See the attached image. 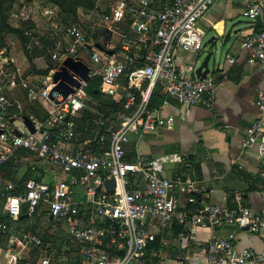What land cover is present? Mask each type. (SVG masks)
<instances>
[{
  "label": "built area",
  "instance_id": "2783aa9c",
  "mask_svg": "<svg viewBox=\"0 0 264 264\" xmlns=\"http://www.w3.org/2000/svg\"><path fill=\"white\" fill-rule=\"evenodd\" d=\"M220 1L223 0H114L101 19L108 26L125 17L132 20L140 40L153 47L147 53L150 62L144 65L133 64L137 60L134 54L120 59L100 51L90 41L80 18L65 22L54 3L16 0L9 10L8 21L17 22L28 19L26 8L35 4L33 7L41 10L46 21L52 59L61 62L68 55L83 59L89 66V76L100 78L99 90L111 97L120 95L122 108L130 112L122 120L116 119L118 125L107 123L99 114L83 146L77 142L74 117L86 104L87 81L55 103L48 97L51 75L40 78L22 75L10 65L5 48L0 49V189L5 174L2 166L6 162L18 165L27 161L33 168L37 165L48 169L50 179L27 180L22 194L16 193V197L24 203L28 215L44 207L54 223H64L68 240L79 255L76 258L64 255L66 264H148L150 244L160 231L171 230L173 226H178L175 238L184 241L197 239L202 232L209 233L205 264H264V185L260 190L259 210L240 204V195L235 191L223 196L231 204L204 202L196 206L201 187L191 181L184 182L180 176L170 178L163 174L168 164L180 161L177 153H161L147 161L125 158L131 133L171 128L174 124L172 115L163 117L156 108L149 107L154 85L161 86L164 103L172 98L180 103L196 104L204 93L213 95L227 78V69L218 80L194 73L179 74L175 63L176 49L196 54L201 50L205 32L199 21ZM235 1L243 3V15L257 25L244 37L241 47L248 61L264 64L261 0ZM21 29L27 49L41 46L38 31L30 26ZM6 41L8 45L15 43L10 34ZM225 58L229 66L236 62L231 52ZM123 74L125 84L118 93ZM144 79L146 85L139 93L132 90L139 88ZM16 89L23 91L28 101L51 106L45 119H31L33 132L23 122ZM256 102L258 115L242 137L241 148L256 146L264 181V90L257 92ZM14 119L22 122L24 131L19 130ZM108 178L114 179L112 191L104 184ZM176 188L178 193H189L185 205L180 203ZM19 214L18 202L10 216L16 219ZM223 227L231 229L224 235H216L215 231ZM0 229L9 232L5 252L9 263L58 264L56 250L49 243L42 247L41 237L30 229L6 220H0ZM236 229L260 235L262 248L259 251L238 248ZM32 247L37 249L31 253Z\"/></svg>",
  "mask_w": 264,
  "mask_h": 264
},
{
  "label": "crops",
  "instance_id": "0c3cea01",
  "mask_svg": "<svg viewBox=\"0 0 264 264\" xmlns=\"http://www.w3.org/2000/svg\"><path fill=\"white\" fill-rule=\"evenodd\" d=\"M261 3L264 7V0H261ZM99 4L98 2L97 7ZM108 6L106 5L103 12L109 9ZM242 10L243 3L240 1L223 0L215 3L199 21V25L205 32L201 50L196 54L191 51L176 49L177 72L179 74H193L194 68L200 62L197 59L198 56L217 48V60L215 64L210 66L207 76L218 80L227 69V78L216 88L214 94L204 93L203 99L196 104L180 103L172 98L164 103L165 96L159 85L157 95L160 97V102L153 108H156L157 112L163 117L172 115L174 117L173 126L171 128L131 133L125 147V158L129 161L137 159L147 161L161 153H177L180 156V161L176 164H168L163 174L170 178L180 176L184 182L191 181L201 187L203 190L198 194L200 200L196 203V206H200L204 202L231 204L223 196L227 192L235 191L240 195V204L255 210L262 207L260 190L264 185V181L260 176L261 165L258 160L256 146L253 145L242 150L241 140L248 126L258 115L256 96L259 90H264V64H260L255 60L248 61L241 47L244 37L257 27L256 24L248 21L241 23ZM25 15H28L29 18L20 19L17 22L12 20L11 25L18 28H21L23 24L33 27L41 35V46L29 50L25 47V41L22 43L15 34L11 33L10 35L15 43L13 45L7 44L4 47L7 51L6 56L10 60L13 69L17 70L18 68V71L26 77L37 75L40 78L51 75L52 71L60 64V61L52 59L48 52L51 41L45 18L39 8L30 7L29 5L26 8ZM96 24L98 38L95 40L89 37L92 42H104L103 36L98 32L99 27H108L112 31L110 39L103 44L106 49L113 51L112 53L106 52L107 54H113L120 59H125L127 55L134 54L137 60L133 64L141 62V65H144L150 62L147 53L153 50V47L149 42L143 43L140 40V33L129 17H125L110 26L105 24L100 17ZM227 52H231L236 56V62L231 66L228 65L225 58ZM50 63H56V66L51 68L47 74L36 72L37 69H46ZM93 66L96 65L93 64ZM118 83L120 87L118 93H121V88L125 84V74L120 77ZM145 85L146 80L144 79L139 88L133 87L132 90L139 93ZM108 97L122 104L120 95ZM45 108L48 112L51 110L50 105H46ZM29 117L31 119L36 118ZM113 119L114 116L109 121L111 124H113ZM14 123L19 130H25L24 125L18 119H14ZM24 163L30 165L32 170L42 171L40 180L51 178L48 169L37 165L33 168L29 162ZM18 165L12 164L13 169L7 173V176L4 174L5 181L2 184L4 193L1 194L4 204L0 213L6 217L4 220L21 227V222H31L32 214L28 215L25 212L26 216H21L24 215L22 213V204L24 203L18 200L16 193L20 196L27 180L34 178L30 177L20 181L22 172L19 170ZM7 187L13 188V190L8 191ZM176 192L178 193L177 188ZM188 194L187 191L178 193L182 205L186 204ZM18 202L20 214L16 219H13L10 216V211L17 206ZM47 215L49 216L48 213ZM230 229V227H223L216 230L215 234L224 235ZM8 235V231L0 229V254L2 255L0 264H11L5 254ZM158 235L163 238L162 241L166 240L164 237H169L174 246L186 247L187 251L182 253L183 255L175 253L169 256L163 252H153V255L157 257L156 263L205 264V242L209 233L202 232L197 239L188 241L175 238L170 230L160 231ZM235 236L238 248L250 247L256 251L262 248V237L258 234L236 229ZM35 249L37 248L32 247L31 253ZM173 250L175 249L173 248ZM179 257L183 258L184 262H180ZM21 263L19 261L17 264Z\"/></svg>",
  "mask_w": 264,
  "mask_h": 264
},
{
  "label": "trees",
  "instance_id": "16d2710c",
  "mask_svg": "<svg viewBox=\"0 0 264 264\" xmlns=\"http://www.w3.org/2000/svg\"><path fill=\"white\" fill-rule=\"evenodd\" d=\"M29 1V0H25ZM46 2L54 3L59 7L60 14L65 22L72 21L77 17V9L78 7H81L82 9L89 11L91 9L96 8V4L98 0H45ZM171 1V0H168ZM16 0H0V49L4 48L7 46V41H6V36L8 34H15L23 43L25 41V38L22 33V29L18 27H14L13 25L10 24L8 21V12L14 5ZM27 25V24H26ZM22 26H25L23 24ZM28 26V25H27ZM96 36H97V30H96ZM95 39V38H94ZM35 53V50H34ZM142 63H138V65H141ZM56 66L55 64L50 63L48 67L44 70H36L37 73L39 74H47L48 71L51 68H54ZM99 84H100V78L98 76H92L90 77L86 85L84 87V90L87 94V99L92 100V106L86 104L85 106L78 112V114L74 117V123H75V130L77 131L78 129H81V138H87L88 134L90 133L91 129L95 126L94 120L98 118L99 114L102 115L104 120L109 123L110 119H108V115L116 112L117 110L121 109V104L110 97L104 95L100 90H99ZM158 85H154L150 96H149V107L153 108L160 102V97L157 95V89ZM16 94L20 101L26 100V95L23 91H19V89H16ZM20 93V94H19ZM23 94V97L21 98L20 95ZM38 101H27L26 109L27 110H22L21 114L22 115H27V116H33L36 117L37 119L43 120L45 119L48 115L49 112L46 108H42ZM44 106V105H43ZM112 118V117H111ZM85 128V130H83ZM87 134V136H86ZM78 137V139L80 138ZM80 138V140H81ZM77 139V142H78ZM83 139V138H82ZM22 154H24V151H21ZM18 167L23 168L26 170V172L21 176V180L23 181L27 178H34L36 180H40L42 178V171L40 170H32L30 168V165L26 163H20ZM2 169L5 171V175L7 176V173L13 169L12 163L11 162H6L3 166ZM5 181V178L3 182ZM2 192L4 193L3 186L0 189V210L4 204V199L2 198ZM200 200V197L196 195V203H198ZM26 212V207L24 204H22V213L25 214ZM38 211L34 212L32 214V221L39 223V219L37 216ZM6 218L4 215H1L0 213V220H4ZM35 218V220H34ZM37 225V224H36ZM35 225V226H36ZM34 225H31L29 227H26L27 229H30L34 234L38 235L41 237L42 244L41 246L43 247L44 245H47L50 243V248L55 249L57 247H54L55 245L52 243V240H49L47 234L44 232L41 235L38 234L37 230L35 229ZM178 231V226H173L172 229L170 230V233L175 236L176 232ZM67 236V235H66ZM166 240V243H162L161 236L157 235L156 239L150 244L149 249H148V254H147V260L148 264H157V257L156 255H153V252H163L166 253L168 256L169 255H174L176 254H181L185 253L187 251L186 247L185 248H179L177 246H174L172 244V240L169 237H164ZM68 239V237H67ZM173 248L175 250H173ZM56 250V249H55ZM57 252H55V256ZM173 253V254H172ZM183 255V254H181ZM180 262H184L183 258L178 259Z\"/></svg>",
  "mask_w": 264,
  "mask_h": 264
},
{
  "label": "rangeland",
  "instance_id": "374dc122",
  "mask_svg": "<svg viewBox=\"0 0 264 264\" xmlns=\"http://www.w3.org/2000/svg\"><path fill=\"white\" fill-rule=\"evenodd\" d=\"M17 1H19V0H17ZM229 1H235V0H229ZM98 2L100 3L99 6L97 7V4H96V8H94V9L86 11V10L82 9L81 7H78V9L76 11L77 16L80 18L81 24L84 27V31L88 34L89 37H91L93 39L95 38V40L98 38V36H96V27H97L96 23L100 19L101 14L103 13V11L106 8V5L110 6L113 3L112 0H98L97 3ZM34 5L35 4H33V3L29 4L30 7H33ZM34 8H36V7H34ZM240 20H242L241 23L245 22V21L250 22V20H248L243 15V13L241 15ZM204 55L205 54L199 55L198 59L201 61V59L203 58ZM86 59H87V57H86ZM20 97L22 98L23 94L20 95ZM88 99H86L88 101L87 104L92 106L93 105L91 102L92 100L91 99L88 100ZM27 101L26 100L20 101L21 102L20 111L27 110L26 109ZM34 101H36V100H33V102ZM29 102H31V101H29ZM37 103H39V105L41 104L42 106L41 105L40 106L42 108H45V106H43V104L41 102L38 101ZM121 108H122V106H121ZM129 114H130L129 111H124V109L122 108V110L119 109L116 112L108 115L107 118L111 119V117L114 116L112 123L114 125H118L119 121H117L116 119L122 120L123 117L128 116ZM83 130H85V128ZM81 131H82L81 129H78L76 131L77 139L81 135V133H82ZM86 136H87V134H86ZM80 138H81V136H80ZM80 138L78 139V141L81 142L80 144L84 146L85 143L87 142L86 141L87 138L82 137L83 139L81 138V140H80ZM19 170L22 172V175L26 172V170L23 168H20ZM60 177H62V175H60ZM39 213H40V215H39ZM36 214H37L36 217H38V219H39V223H36L37 225L35 224V222H29L28 221V222H21V224H22L21 227L26 228V227H29L31 225H34V226L36 225L35 229L37 230L39 235H41L44 232L46 234L48 233L47 234V236L49 237L48 239L52 240V243L55 245L54 247H57L55 249L57 252L56 253L57 254L56 260H57L58 264H66L65 260L63 259L64 255L65 256L70 255L73 258L78 257L79 255L76 252L75 245L67 239L66 232L64 230V223H62V222L54 223L53 221H51L49 216L47 215V211L44 207H41L40 209H38V212ZM34 220H35V218H34ZM52 249H53V247H52ZM1 257H2V255L0 254V260L2 259ZM166 263L167 262H163L162 264H166Z\"/></svg>",
  "mask_w": 264,
  "mask_h": 264
},
{
  "label": "water",
  "instance_id": "95a60500",
  "mask_svg": "<svg viewBox=\"0 0 264 264\" xmlns=\"http://www.w3.org/2000/svg\"><path fill=\"white\" fill-rule=\"evenodd\" d=\"M136 28V26L134 25ZM98 32L103 36L104 42H95L94 45L100 51L112 53V50H108L104 47V43L110 39L112 34L111 29L108 27H99ZM214 48L208 51L198 65L194 68V74L202 78L206 77L210 71V66L215 64L216 50ZM198 59V58H197ZM90 78L89 76V66L88 64L81 59L80 57H73L68 55L64 57L58 67L54 69L51 73L52 86L49 88L48 97L53 100L55 103L63 101L70 93H73L76 88L80 87L82 81H87ZM23 122L27 129L31 132L34 131V126L32 120L29 116L23 115ZM1 133V129H0ZM16 133H19L18 131ZM108 191L113 190L114 179L108 178L104 182ZM25 217L26 214L21 215Z\"/></svg>",
  "mask_w": 264,
  "mask_h": 264
}]
</instances>
